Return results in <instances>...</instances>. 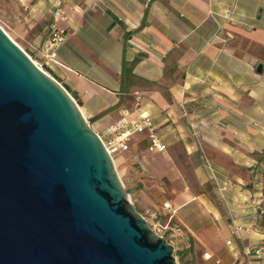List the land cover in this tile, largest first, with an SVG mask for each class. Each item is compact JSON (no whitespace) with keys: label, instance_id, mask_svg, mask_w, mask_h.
<instances>
[{"label":"crops","instance_id":"crops-1","mask_svg":"<svg viewBox=\"0 0 264 264\" xmlns=\"http://www.w3.org/2000/svg\"><path fill=\"white\" fill-rule=\"evenodd\" d=\"M17 1L62 37L48 71L103 142L151 119L163 152L114 154L148 225L172 213L193 264H264V0Z\"/></svg>","mask_w":264,"mask_h":264},{"label":"water","instance_id":"water-1","mask_svg":"<svg viewBox=\"0 0 264 264\" xmlns=\"http://www.w3.org/2000/svg\"><path fill=\"white\" fill-rule=\"evenodd\" d=\"M77 103L0 28V264H175Z\"/></svg>","mask_w":264,"mask_h":264},{"label":"rangeland","instance_id":"rangeland-1","mask_svg":"<svg viewBox=\"0 0 264 264\" xmlns=\"http://www.w3.org/2000/svg\"><path fill=\"white\" fill-rule=\"evenodd\" d=\"M0 28L43 72L53 78L48 71L49 60L44 57L49 53L47 49L50 48L46 42L52 39L53 34L49 24L37 23L17 0H0ZM112 158L115 163L116 156L113 155ZM126 193L128 195L127 191ZM129 200L131 202L130 197ZM150 228L155 233L153 225ZM163 238L173 248L172 255L175 264H193L192 256L179 248L178 243L175 242L176 238H171L168 235H164Z\"/></svg>","mask_w":264,"mask_h":264},{"label":"built area","instance_id":"built-area-1","mask_svg":"<svg viewBox=\"0 0 264 264\" xmlns=\"http://www.w3.org/2000/svg\"><path fill=\"white\" fill-rule=\"evenodd\" d=\"M62 41V37L58 33H54L51 39V45L54 46L56 43H60ZM51 53L45 54V59L50 60L52 58ZM108 136L112 137L110 141L103 142V145L108 152V154L112 157L116 152H126L128 147L127 143L129 138L136 134H145L148 150L150 152H163L164 145L161 139L157 136L154 131V127L151 119L145 113H140L138 115V119L136 122H132L128 124L125 119H121L116 124L111 126L107 131ZM100 138V137H99ZM165 210H169L170 207L168 204L163 205ZM262 214V212H261ZM154 231L160 237H164V235H168L171 238H180L183 235V230L181 227L172 223V213L169 214L167 221L165 224L155 225ZM257 259L264 256V250L259 248L254 251ZM204 259L209 260L210 256L204 255ZM214 264H221L220 262H215Z\"/></svg>","mask_w":264,"mask_h":264},{"label":"bare ground","instance_id":"bare-ground-1","mask_svg":"<svg viewBox=\"0 0 264 264\" xmlns=\"http://www.w3.org/2000/svg\"><path fill=\"white\" fill-rule=\"evenodd\" d=\"M36 65V64H35ZM38 67V66H37ZM112 158V157H111ZM113 159V158H112ZM114 163V162H113Z\"/></svg>","mask_w":264,"mask_h":264}]
</instances>
